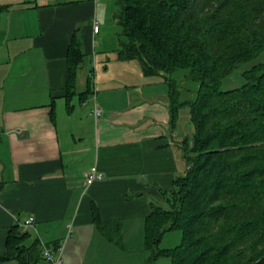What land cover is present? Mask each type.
I'll list each match as a JSON object with an SVG mask.
<instances>
[{
	"label": "crops",
	"instance_id": "1",
	"mask_svg": "<svg viewBox=\"0 0 264 264\" xmlns=\"http://www.w3.org/2000/svg\"><path fill=\"white\" fill-rule=\"evenodd\" d=\"M113 1L0 0V255L16 230L36 264H49L36 241L60 243L61 264H150L149 202L172 188L185 162L169 123L166 79L136 88L132 60L117 58L119 37L109 44ZM76 29L86 58L67 96ZM91 168L102 178L87 184ZM95 211L120 222L121 245L97 229ZM27 217L33 223L20 228Z\"/></svg>",
	"mask_w": 264,
	"mask_h": 264
},
{
	"label": "trees",
	"instance_id": "2",
	"mask_svg": "<svg viewBox=\"0 0 264 264\" xmlns=\"http://www.w3.org/2000/svg\"><path fill=\"white\" fill-rule=\"evenodd\" d=\"M210 1L114 0L117 58L138 59L144 75L164 76L170 127L181 105L188 106L193 126L191 136L175 140L184 173L149 202L144 244L150 264L160 257L169 264H264V60L243 72L240 86L220 88L240 63L264 54V0ZM85 58L76 29L67 51V96ZM177 69H188L199 83L195 98L183 103L169 78ZM93 220L105 238L121 245L120 222L103 221L96 211ZM168 230L181 231L182 241L159 248ZM24 236L10 230L0 264L10 258L36 264L33 250L21 244Z\"/></svg>",
	"mask_w": 264,
	"mask_h": 264
},
{
	"label": "rangeland",
	"instance_id": "3",
	"mask_svg": "<svg viewBox=\"0 0 264 264\" xmlns=\"http://www.w3.org/2000/svg\"><path fill=\"white\" fill-rule=\"evenodd\" d=\"M110 2L112 0H109ZM114 3V1H113ZM209 6H212L214 4L217 3V0H211L209 2ZM113 13L115 11V3L113 4ZM208 11H202L200 13L201 16L205 15ZM112 13V15H113ZM111 21L109 22V24L106 26V30L107 32H109V44L110 46H113L115 43H117L118 41V33L120 32V26L116 23V21L113 19V16L111 17ZM132 61L129 62V67L131 68V71L133 73V76L129 79V81L134 84L136 86V88H141V85H147V82L151 81V80H158L159 84L163 83V81H165V77L164 76H160V75H150V76H146L143 74L142 71V65L141 62L138 59H131ZM264 60V54L260 55L259 57L250 60V61H246V62H242L240 63L230 74L224 76L222 78L221 81V90H227V89H231V88H235L240 86L241 84H243L244 82V76H243V72L249 68H251V66L259 61H263ZM91 62V66H92V61ZM128 67V72H130V69ZM109 73H113V68L109 71ZM188 69H177L175 71H173L170 75L169 78H172V80H174V83L176 85V89H177V96H178V100L180 102H184L187 100H191L194 99L197 93V90L199 88V83L195 80H193L189 74H188ZM94 78H92V85H91V90L94 92L96 91L94 85ZM144 86V87H145ZM148 86H146L145 88H147ZM138 88V89H139ZM144 88V89H145ZM167 101L169 102V99H167ZM193 131V126L189 121V108L187 105H181L179 106V113L178 116L176 118V122H175V127L173 130V135L175 136H181V138L185 137V136H191V133ZM182 241V233L179 230H168L166 232H164L159 244V248H172L178 244H180ZM245 251H251V248L249 247H245L244 246ZM145 251V250H144ZM149 255V252H146ZM170 263V259L167 257H160L158 258L155 263L153 264H169ZM43 264V263H42Z\"/></svg>",
	"mask_w": 264,
	"mask_h": 264
},
{
	"label": "built area",
	"instance_id": "4",
	"mask_svg": "<svg viewBox=\"0 0 264 264\" xmlns=\"http://www.w3.org/2000/svg\"><path fill=\"white\" fill-rule=\"evenodd\" d=\"M92 31L97 33L99 31V24L97 21H93L92 23ZM92 113L95 117H99L101 115V111L98 108L97 104L94 105L92 109ZM102 178V174L97 171L95 168H91L86 174V183L90 184L95 180H100ZM33 223L32 217H27L24 219L22 223L19 224L20 228H25ZM62 246L61 244H57L56 246H52L46 244L42 241H39V253L40 256L49 262V264H61V252Z\"/></svg>",
	"mask_w": 264,
	"mask_h": 264
}]
</instances>
